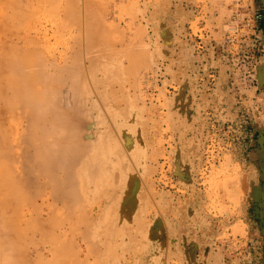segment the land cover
I'll list each match as a JSON object with an SVG mask.
<instances>
[{
    "label": "rangeland",
    "instance_id": "374dc122",
    "mask_svg": "<svg viewBox=\"0 0 264 264\" xmlns=\"http://www.w3.org/2000/svg\"><path fill=\"white\" fill-rule=\"evenodd\" d=\"M247 5V0L242 1L239 6L232 5L229 0H0V63L4 58L2 54L6 55V60L13 54L11 48L15 43L26 45L29 50L34 45L33 51H42L48 67L52 68L49 62L53 61L54 64V58L56 64H63L64 59L69 63L70 67L64 64L66 68H63H69L67 72L75 68L74 74L71 72L73 75L66 72L68 78L69 74L72 77L67 78L68 81L64 84L70 86L69 83L73 81H81L77 77L80 71L76 70L77 66L72 61L73 57L75 60L80 55L81 59H78L77 64L81 62L82 65L78 69L84 67V73L82 76L81 72L79 76H82L83 81L86 79L84 82H88L86 84L91 92L88 87H84L86 84L82 81L83 86L76 83L77 93L82 88L87 94L90 92L94 95H87L89 100L85 102L86 107L91 108L86 114H89V110L93 111L96 105L99 106L95 108L99 112L93 111L91 116L94 117L96 113L100 116H95L94 123H97L94 126L98 127L95 126L93 136L96 135V142L100 139L108 140L109 145L115 149L112 148L114 152L109 155L113 168L109 163L111 169H108V174L111 175L112 169V174L114 170L122 172V175L114 173L118 176L116 180L112 177L114 182L111 183L110 175L108 177L104 170L97 171L99 175L100 172L106 174L107 178L104 179L103 174L98 176V173L92 175L93 178L103 177L107 182L93 183L94 186L88 184L89 194L86 198L83 197L84 203L74 205V209L65 205L69 211L62 209L64 202L55 203L57 198L54 200L51 197L48 186L41 190V195L38 192L39 198H34L37 199L38 209H42L41 212L39 209L42 222L48 219L45 222L47 225L44 223L45 234L38 228L37 232L28 227L30 225L33 229L36 228L35 221L29 222V216L32 214V217L35 212L34 209L29 210L32 207L24 204L21 206L20 203V207H24H18L17 211L21 210L18 211L19 218L16 220L13 218L15 212L12 213L16 211V203L11 205L12 202H9L10 209L6 208V214L0 210V214L7 216L6 219L12 218L13 224L8 229L20 231L22 228L20 232L24 236L18 232L19 240L15 238L14 242L28 254L25 255L31 262L52 264L59 260L57 264H262L259 244L261 235L258 228L248 221L246 207L255 195L258 184L256 167L250 157L252 153V158H255L257 152L251 150L256 147H250L249 144L264 126V58L262 49H258V43L250 37L247 26L250 16L232 15L239 7L243 12L246 11ZM94 32L99 36L96 38L99 47L92 42V53L88 45L91 41L87 42V39H91L89 36ZM86 35H89L88 38ZM36 45L39 46L38 50ZM41 46H44L43 49ZM8 48L11 54L8 53ZM103 51L107 53L103 54ZM88 52L91 53L89 58L93 59L95 56L92 62L88 58ZM12 57L14 56H10ZM4 61L1 64H6ZM88 62L92 64L89 65ZM111 68L116 77L113 75L112 78L110 73L114 74V71ZM108 71L111 80H116L110 81V84L107 82L109 77L105 80ZM73 76L75 79L79 78V81ZM91 79H95L96 83ZM106 83L109 87L105 85V91L102 84ZM67 85L63 88L66 89ZM100 85L108 102L102 97L105 94L100 93ZM61 88L59 90L66 94L64 96L70 98L72 93ZM78 95L80 94H76L77 98ZM90 98L96 103L94 107L89 106ZM17 121L11 122L13 129L17 128ZM123 127L127 130H122ZM98 133L101 135L100 139ZM11 138L17 137L13 135ZM15 139L12 140L14 146L17 144ZM115 153L117 158L113 155ZM14 165L13 167H18L19 163L18 166ZM100 188L104 189L99 193L96 190L99 191ZM122 195L128 199L126 202V199L121 198ZM4 197L1 192L0 198ZM116 200L120 202L116 203ZM84 204H87L86 207ZM22 211L25 215L20 217ZM90 211L92 217L87 218ZM47 215L49 218L44 219ZM34 216L33 220L36 219ZM83 217L87 219L84 222ZM72 220H76L77 224ZM89 220L93 224L96 222L94 226ZM50 222L54 223V227H48ZM91 225L92 230H89ZM49 228L53 229L50 231ZM47 230L58 235L59 243L63 240L61 244H64V250L68 244V255H65L62 245H53L52 240L56 242L58 239L49 235ZM87 231L95 234L97 240L87 238ZM33 232L34 239L31 235ZM43 234L47 240L50 238L45 244L40 242ZM27 238L31 242L33 240L31 245ZM58 244L62 247H56ZM52 245L55 246L54 255L51 253L52 249L48 251ZM55 248L57 251L62 249L65 258L62 252L55 253Z\"/></svg>",
    "mask_w": 264,
    "mask_h": 264
},
{
    "label": "bare ground",
    "instance_id": "6f19581e",
    "mask_svg": "<svg viewBox=\"0 0 264 264\" xmlns=\"http://www.w3.org/2000/svg\"><path fill=\"white\" fill-rule=\"evenodd\" d=\"M18 1V0H17ZM20 4V3H19ZM10 18V17H9ZM7 19V18H5ZM8 20V19H7ZM75 20V19H74ZM5 21V20H4ZM73 21V20H72ZM77 21V20H76ZM18 21H16L17 23ZM5 24V23H4ZM12 24V23H11ZM14 24V23H13ZM87 24V23H86ZM3 25V24H2ZM20 25V24H19ZM6 26V25H4ZM93 26V25H92ZM19 27V26H18ZM87 28V27H86ZM95 28V27H94ZM88 29H89V26H88ZM11 30V29H10ZM13 30V29H12ZM97 30V29H95ZM65 31V30H64ZM13 32V31H12ZM15 32V31H14ZM13 32V33H14ZM88 32H91V31H88ZM60 34V31L58 32ZM96 32H94L93 34H90L91 36V39H87L88 36H87V42H90V45L89 48L93 47L94 43L98 42L96 41L99 37V36H96L95 34ZM26 34V33H25ZM28 34V33H27ZM76 34V33H75ZM88 34V33H87ZM18 35V34H16ZM22 35V34H21ZM85 35V34H84ZM98 35V34H97ZM100 35V34H99ZM37 36V35H36ZM102 36V35H101ZM20 37V36H19ZM22 38V36H21ZM97 38V39H96ZM20 39V38H18ZM30 39V38H29ZM76 39V38H75ZM82 39V38H81ZM33 41V39H32ZM103 41V40H102ZM6 42V41H5ZM28 42V41H27ZM37 42V40H36ZM36 42H32L33 44ZM78 42V41H77ZM81 42V41H80ZM93 42V45H91ZM104 42V41H103ZM39 43V42H38ZM4 45H6L5 43H3ZM32 44V45H33ZM77 44V43H76ZM100 44V43H99ZM2 45V43H1ZM3 45V47H4ZM30 45V43H29ZM44 45V44H43ZM81 45V44H80ZM87 45V46H88ZM96 45L99 47L98 43H96ZM95 45V47H96ZM26 46V45H25ZM25 46H21L19 43H15L13 45V47L11 48L12 50V53L14 54H11L9 48V52L11 55H9V59L7 57V60H6V55L2 54V58L4 57L5 60L7 61H4L3 59H1V63L4 61L6 64H1V67H0V171H2L0 173V195H1V192H2V196L5 195L4 198H0V210L2 211H5L4 213L6 214V211L7 209L6 208H9V202L11 203V205L13 203H16L17 208H16V211L12 210L14 213L13 214V218H19V213L18 211H20L24 206H29V207H32V208H29L30 209H34V214H36V216H33L36 218L35 220H33V216L31 217L30 215V212L28 214V216L30 217L29 218V222L31 221H35V225H36V228H32L30 225L28 227H30L32 229V231H37L36 229L38 228L39 230H42V232H46V226L44 225L45 222H48V219L47 221L42 222V218L40 216V212L42 211V209L39 207L40 212H39V209L37 207V196L40 194V192H42L41 190L43 188H45L46 186L49 187V189H51V197L53 198L54 197V200L56 199V204L58 203V201H62L64 203H62L63 206H67V204L72 207V209H74V205L76 206H79L78 204L80 202H83L84 203V198H86V195L89 194V190L87 189V186L88 184L89 185H92L93 183H98L100 181L101 184H103V181L104 182H107L105 181L104 179L107 178L105 177L106 174H108V170L110 167H109V155L111 156L112 154V151L115 150L113 148L112 145H109V141L108 140H105L103 141V139H100L101 138V135L100 133L98 137L99 142H96L95 141V137L96 136L94 134L93 136V133L95 132L94 130L96 129V127L98 126H94V124H96L97 122L94 123V119H96V117H100L99 115H94V117H91L92 116V113L94 111V113L96 112L97 109L95 108H98L99 106L96 105L95 106V101L94 99H91L90 98V101L91 103H89L91 107H94L93 108V111L91 112L89 110V116L91 117L90 120L89 119V116L86 114V112H88V109H91V108H88L86 107L87 106V101L89 100L88 97L89 96H94L92 95L90 92L91 90L89 89V85L86 84V82L83 81L82 79V76H83V68L78 69V66L79 65H82V64H77L79 61H80V53H78L79 55V58H76V55L75 56V60H74V57H73V60L74 63L73 64H76L75 67H76V70L80 71V73L78 72L77 75H81V72H82V76H77V77H80L81 78V81H79V78H74L75 76H73V78L76 80V81H79L80 83L83 81L84 84H86L84 87H88V94H87V91L86 90H83L82 91V88H81V92L80 93H77L78 91V85H82L83 82L81 84H79V82H76L74 83V79H71L73 81V83H69L70 86H68L67 84H64L67 80V73H73L75 71H73V68L72 71L70 72H67V70L69 69H63V68H66L64 66V64L67 66V67H70L69 66V63L67 64L66 60H62L63 64H60L61 67L59 66V64H56L55 63V60L53 57L52 60H54V64L52 62H49V65L51 63V66L52 68L48 67L47 65H45V59L43 58L45 55L42 54V51H36V53L33 51V49L35 50V48H33L32 46V50L29 48L27 49ZM38 45H36V48H37ZM101 46V45H100ZM6 47V46H5ZM35 47V46H34ZM39 47V46H38ZM44 47V46H43ZM43 47L41 46V49H43ZM7 48V47H6ZM80 48V47H79ZM89 48H88V51H89ZM97 48V47H96ZM95 48V49H96ZM102 48V47H101ZM5 49V48H4ZM94 49V50H95ZM98 49V48H97ZM38 50V48H37ZM103 50V49H102ZM6 51V50H5ZM72 51V50H71ZM92 51V53L94 52L93 49L90 50ZM98 51V50H97ZM101 51V50H100ZM4 52V51H3ZM75 52H78V50H76ZM73 52V53H75ZM104 52V51H103ZM106 52V51H105ZM105 52L103 54H105ZM41 53V54H40ZM96 53V52H95ZM98 53V52H97ZM107 53V52H106ZM7 54V53H6ZM76 54V53H75ZM86 54V53H85ZM89 54V52H88ZM91 54V53H90ZM89 54L88 58L91 57V55ZM99 54V53H98ZM113 54V53H112ZM1 55V54H0ZM43 55V56H42ZM93 55V54H92ZM10 56H14L12 58H10ZM86 56V55H85ZM99 55H97V58H98ZM106 56V55H105ZM67 57V56H66ZM87 57V56H86ZM64 58V57H63ZM62 58V59H63ZM87 58V59H88ZM93 58V57H92ZM95 58V56H94ZM93 58V59H94ZM101 58V57H100ZM111 58V57H110ZM109 58V59H110ZM79 59V61H78ZM91 58H89L90 62H92ZM112 59V58H111ZM3 60V61H2ZM70 60V59H69ZM95 60V59H94ZM101 60H105V59H102ZM76 61V63H75ZM78 61V62H77ZM88 61V60H87ZM99 61V60H97ZM106 61V60H105ZM59 62V61H58ZM65 62V63H64ZM100 62V61H99ZM109 62V61H108ZM107 62V63H108ZM113 62V61H112ZM48 64V61L46 62ZM71 63V61H70ZM96 63V62H95ZM56 64V66L54 67V65ZM89 65H91L92 63H89ZM97 64V63H96ZM106 64V63H105ZM58 65V66H57ZM72 65V63L70 64ZM110 65V64H109ZM137 65V63H136ZM135 65V66H136ZM64 66V67H63ZM99 66V65H98ZM101 66V65H100ZM107 66V65H106ZM73 67V65L71 66ZM97 68V67H95ZM103 68H105V66H103ZM136 68V67H135ZM11 69V70H10ZM52 69V70H51ZM88 69H90L88 67ZM94 69V68H93ZM66 70V71H65ZM99 70V69H98ZM111 70H113L111 68ZM8 71H11V72L8 74ZM53 71V72H52ZM85 71V70H84ZM89 71V70H88ZM100 71V70H99ZM107 71V70H106ZM114 71V70H113ZM67 72V73H66ZM111 72V71H110ZM71 73V74H72ZM97 73V72H95ZM106 73V72H105ZM11 74V76H9ZM74 74V73H73ZM72 74V75H73ZM76 74V73H75ZM102 74V73H100ZM109 74V71L107 73V75H105V80L108 78V84H110L111 82L110 81H113L111 80L113 78V75H115V77L117 76L115 74V71H114V74L111 72V76ZM85 75V74H84ZM70 74H69V78L70 79ZM86 76V75H85ZM84 76V77H85ZM93 76V74H92ZM72 77V76H71ZM89 77H90V74H89ZM94 77V76H93ZM107 77V78H106ZM114 77V78H115ZM119 78V77H118ZM96 80L98 78H95ZM95 79H91L94 83H96ZM100 79V78H99ZM68 81V80H67ZM70 81V80H69ZM116 81V80H114ZM119 81V80H117ZM88 83V82H87ZM99 84H101L100 82H98ZM67 85L66 89L63 88L64 85ZM72 84V85H71ZM83 84V85H84ZM82 85V86H83ZM96 86L98 84H95ZM104 85L103 87V90H105V88L109 85L106 84H102ZM107 85V86H105ZM95 86V87H96ZM62 87L63 89H65L68 93H72V99H71V96L70 98L69 97H66L64 95L66 94H63L62 91H60L59 89ZM65 87V86H64ZM68 87H70V90L68 91ZM83 87V88H84ZM101 87V85H100ZM58 88V89H57ZM61 88V89H62ZM62 89V90H63ZM108 89V88H107ZM95 90V89H94ZM99 90H101L100 93L103 92L102 90V87L99 88ZM106 91V90H105ZM65 92V91H64ZM86 92V93H84ZM96 92V91H95ZM97 92H99L97 90ZM67 93V94H68ZM83 93L85 95H83ZM107 93V92H106ZM63 94V95H62ZM76 94H80V96L77 98ZM90 94V95H89ZM103 94H105V92H103ZM88 95V97H87ZM62 96H64L65 98H62ZM68 96V95H67ZM84 96V97H83ZM102 96V95H101ZM103 98H105V101L108 102V98L106 97V94H105V97L102 96ZM101 97V98H102ZM114 97V96H113ZM107 99V100H106ZM89 101V102H90ZM102 101V100H101ZM86 102V103H85ZM95 103V104H94ZM104 103V102H103ZM105 105V104H104ZM103 106V105H102ZM85 107L87 108V111H85ZM110 108V107H109ZM101 109V108H100ZM129 109V108H128ZM105 110V109H104ZM127 111V109H125ZM99 112V110H97ZM116 111V110H115ZM120 111V110H118ZM117 111V112H118ZM125 111V112H126ZM131 111V110H130ZM91 112V113H90ZM129 113V112H128ZM126 113V114H128ZM99 114V113H98ZM119 112L117 113V116H118ZM124 114V115H126ZM130 114V113H129ZM114 115H115V112H114ZM96 116V117H95ZM116 116V115H115ZM120 116H121V113H120ZM102 117V116H101ZM130 117V116H129ZM113 118V117H112ZM119 118V117H118ZM118 118L116 119L117 121ZM122 118V117H121ZM135 118V117H134ZM18 119V121H17ZM100 119V118H99ZM103 119V118H102ZM98 120V119H97ZM96 120V121H97ZM101 120V119H100ZM114 120V119H113ZM16 122L18 123L17 125V128L13 129L12 127V124L11 122ZM123 121V120H122ZM129 121V120H128ZM14 122V123H15ZM127 122V121H125ZM133 122V121H132ZM98 123H101L100 121ZM119 123V122H118ZM99 125V124H98ZM123 123L120 126V128L122 127ZM100 126V125H99ZM125 126V125H124ZM131 126V125H130ZM135 126V125H134ZM102 127V126H101ZM138 127V126H137ZM134 128V127H133ZM98 130V129H97ZM101 130V129H100ZM99 130V132H100ZM122 130H127V128L123 127ZM129 131V130H128ZM102 132H103V129H102ZM97 134V135H98ZM103 134V133H102ZM110 134V133H109ZM124 134H126L124 132ZM14 137L16 136L17 138V144L14 146V142L12 143V139L11 137ZM105 135V133H104ZM103 135V137H105ZM108 135V134H107ZM110 136V135H108ZM107 136V137H108ZM106 137V138H107ZM12 139V140H11ZM16 139H15V142H16ZM97 139V138H96ZM97 139V141H98ZM105 139V138H104ZM109 139V138H108ZM128 139V138H126ZM110 140V139H109ZM114 142V141H112ZM126 143V142H125ZM130 143V142H128ZM115 144V142H114ZM125 145V144H124ZM132 145V144H131ZM112 146V147H111ZM118 146V145H117ZM115 147V145H114ZM128 147V146H127ZM113 148V150H112ZM118 148V147H117ZM120 148V147H119ZM118 148V149H119ZM114 152V151H113ZM115 155V158L116 157V153L113 154ZM112 155V156H113ZM106 157V158H105ZM136 157V156H135ZM116 160V159H115ZM119 160V159H118ZM96 161V162H95ZM99 161V162H97ZM101 161L103 162L101 164ZM112 161V160H111ZM125 161V160H124ZM116 162V161H115ZM114 162V163H115ZM18 163H19V166H18ZM97 163V164H96ZM13 164H15L14 166H18V167H13ZM111 164V163H110ZM119 166H120V161H119ZM117 164V165H118ZM95 165V166H94ZM100 165V166H98ZM112 165V166H111ZM111 168H113V161H112V164H111ZM116 165V164H115ZM116 165V166H117ZM118 166V167H119ZM117 167V168H118ZM110 168V169H111ZM116 168V167H115ZM114 168V169H115ZM126 168V167H125ZM105 171L106 174L104 175L102 172H100V175H99V171ZM113 170V169H112ZM112 170H111V175L108 174V177L110 175V178L112 179V177L115 178L116 180V174H119L122 175L121 173L122 172H119L117 173L115 170V172L113 171V174H112ZM124 170V169H123ZM98 171V172H97ZM120 171V168L119 170ZM122 171V170H121ZM97 174L98 173V176H104V179L103 177L102 178H93L92 175L94 174ZM129 174V173H128ZM91 176V178L94 180L96 179L97 181L95 182V180L91 183L90 181L92 180L91 178L89 179L88 177ZM107 176V175H106ZM121 177V176H120ZM128 177V176H127ZM110 178H108L107 180H109ZM119 178V177H118ZM117 178V180H119ZM123 178V177H122ZM87 179V181H86ZM99 179V180H98ZM103 179V180H101ZM110 181V180H109ZM108 181V182H109ZM112 181L114 182V180L112 179L111 180V183ZM127 181V180H126ZM117 182V181H115ZM120 182V180H119ZM125 182V181H124ZM129 182V181H128ZM91 183V184H90ZM109 183V184H111ZM122 183V182H121ZM126 183V182H125ZM133 183V182H132ZM108 184V186H109ZM124 184V183H123ZM130 184V183H129ZM125 185V184H124ZM123 185V186H124ZM127 185V183H126ZM125 185V186H126ZM94 186V185H92ZM114 186V185H113ZM132 187V185H131ZM130 187V188H131ZM86 188V189H85ZM94 188V187H93ZM96 188V187H95ZM127 188V186H126ZM133 188V187H132ZM97 189V188H96ZM104 189V188H102ZM100 188V190H96L97 192L100 193V191L102 190ZM134 189V188H133ZM123 190V189H121ZM125 190V189H124ZM130 190V189H129ZM95 191V190H94ZM115 191V190H114ZM39 192V194H38ZM122 192V191H121ZM133 192V191H132ZM4 193V194H3ZM94 193V192H93ZM91 193V194H93ZM96 193V192H95ZM94 193V194H95ZM104 192H102L103 194ZM128 193V192H127ZM38 194V195H37ZM50 194V192H49ZM110 194V193H108ZM130 194V193H128ZM133 194V193H132ZM41 195V194H40ZM39 195V196H40ZM111 195V194H110ZM123 195H125V193H123ZM121 198H124L127 196H124ZM38 196V198H39ZM49 195H47V197H45L46 199L48 198ZM36 197V198H34ZM56 197V198H55ZM84 197V198H83ZM88 197V196H87ZM114 197V196H113ZM120 197V195H119ZM51 198V200L53 201V199ZM95 198V197H94ZM99 198V197H98ZM45 199V200H46ZM87 199H90V198H87ZM111 199V198H110ZM116 199H119V198H116ZM126 199V198H124ZM124 199H122L124 201ZM93 200V199H91ZM90 200V201H91ZM104 200V199H103ZM107 200V199H106ZM120 200V199H119ZM128 199L125 200V202L127 201ZM42 201V200H41ZM48 201V200H47ZM88 201V200H87ZM109 201V200H108ZM67 202V203H66ZM94 202V201H92ZM110 202V201H109ZM120 201H117L116 200V203H119ZM20 203L21 206L24 204V206L21 208L20 207ZM49 203V202H48ZM54 203V204H55ZM89 203V202H88ZM53 204V206H54ZM82 204V203H81ZM80 204V207H82ZM90 204H92L90 202ZM88 204V205H90ZM100 204V201L99 203ZM8 205V206H7ZM15 205V204H14ZM15 205V206H16ZM87 205V204H86ZM86 205L84 204V206L86 207ZM93 205V204H92ZM91 205V206H92ZM119 205V204H117ZM116 205V206H117ZM121 205H123V202L121 203ZM120 205V206H121ZM5 206V207H4ZM14 206V207H15ZM38 206H41L40 204H38ZM62 207L63 208H66L65 207ZM75 206V207H76ZM115 206V208H116ZM128 206V204H127ZM12 207V206H11ZM21 208L20 210L17 211V209ZM60 207V208H61ZM83 207V208H85ZM109 207L111 208L112 206L109 205ZM6 210H5V209ZM53 208V207H52ZM59 208V209H60ZM89 208V207H88ZM92 208V207H91ZM123 208V206H122ZM10 209V208H9ZM8 209V211H9ZM60 209V211L62 210ZM68 210V208H66ZM65 209V210H66ZM77 209H80L77 207ZM82 209V208H81ZM66 210V211H67ZM76 210V209H75ZM83 210V209H82ZM88 211V209H85V211ZM107 210V209H106ZM115 210V209H114ZM120 210V209H119ZM2 211V212H3ZM47 211H49L47 209ZM58 211V210H57ZM63 211V210H62ZM69 211V210H68ZM113 211V210H112ZM118 211V210H117ZM23 212V211H22ZM32 212V213H33ZM53 213V211H51ZM65 212V211H64ZM75 212V211H73ZM84 212V211H83ZM89 212V211H88ZM91 213L89 215H87V213H83L85 215H87V218L88 216L89 217H92L91 214H92V211H90ZM109 212V211H108ZM119 212V211H118ZM59 213V212H58ZM63 213V212H62ZM67 213V212H65ZM64 213V214H65ZM79 213V212H78ZM113 213H116L113 211ZM5 214H0V264H34L33 262H31L32 260L29 259V257H27L25 254H27L26 252L24 253V251L22 249H20L19 247L16 246V242H14V239H18V235L19 234L18 232L22 231L20 229V231H16V229L14 228H9L11 224V221H12V218L10 219H6V215ZM57 214V213H56ZM56 214H53L56 216ZM60 214V213H59ZM69 214V213H68ZM81 214V213H80ZM82 216H85L83 215ZM112 214V213H111ZM110 214V215H111ZM24 212L21 214L20 217H23ZM52 215V218L54 217ZM63 215V214H62ZM75 215V214H74ZM78 215V214H77ZM75 215V216H77ZM117 215V213H116ZM48 216V215H47ZM45 217L44 219L46 218H49L48 217ZM69 216V215H68ZM74 216V217H75ZM81 217V215H79ZM78 216V217H79ZM105 216V215H104ZM107 216V215H106ZM115 217V216H114ZM113 217V218H114ZM25 218V217H24ZM64 218V216H63ZM62 218V219H63ZM108 218V216H107ZM112 218V216H111ZM32 219V220H31ZM58 219V217H57ZM72 219V218H71ZM77 219V218H76ZM80 219V218H79ZM84 218L83 217V222H84ZM14 220V221H15ZM28 220V219H27ZM56 221V219H54ZM68 220V218H67ZM66 220V221H67ZM87 220V219H86ZM85 220V221H86ZM122 220V219H121ZM13 221V222H14ZM63 221V220H62ZM73 222H75L74 220H72ZM91 221V220H89ZM32 222V223H33ZM51 222H54L51 220ZM51 222L48 224V227H54L52 226L53 224H51ZM57 222V221H56ZM82 222V221H81ZM26 223H28L26 221ZM33 223V224H34ZM59 223V222H58ZM90 223H92V225L94 226V223L91 221ZM105 223V222H104ZM115 223V222H114ZM119 223V222H118ZM47 225V223H45ZM51 224V225H50ZM62 224V223H61ZM73 224V223H72ZM77 224V221L76 223ZM102 224V223H101ZM56 225V223H55ZM60 225V224H59ZM91 226H89V230H92L91 229ZM113 225V224H112ZM76 226V225H75ZM78 226V225H77ZM81 226V225H80ZM27 227V226H26ZM112 228L114 226H111ZM87 228V230H88ZM100 228V227H99ZM53 228H49L48 230H52ZM76 230V228H74ZM10 230V231H8ZM15 231V232H12V231ZM47 230V232H48ZM95 230V229H94ZM107 230V229H106ZM26 231V230H25ZM30 231V230H29ZM100 231V230H99ZM105 231V230H104ZM122 231V230H121ZM38 232V231H37ZM55 232V231H54ZM84 232V231H83ZM88 234L85 236L88 238H92L93 241L94 240H97L95 239L96 235L94 234V231L92 232L94 235L91 234V231L89 233V231H87ZM23 233V232H20V234ZM29 233V232H28ZM49 235L52 234V236H54V239L57 238L58 239V235L55 234L53 235V233H50L48 232ZM74 233V232H73ZM97 233V232H96ZM109 233V231H108ZM117 233V231H116ZM45 234V233H44ZM43 234V235H44ZM47 234V233H46ZM84 234V233H83ZM82 234V235H83ZM111 234V233H110ZM115 234V233H114ZM24 236V234H21ZM20 235V236H21ZM32 235V239H34V232L31 233ZM90 235V236H89ZM102 235V234H100ZM108 235V234H107ZM106 235V237H107ZM46 235H44L45 237ZM51 236V237H52ZM95 236V237H94ZM104 236V235H103ZM112 236V235H111ZM22 237V236H21ZM43 236H40V240L43 238V240H46L45 241H40L42 243H47V241L50 239L47 240L44 239ZM50 237V236H48ZM75 237V236H74ZM85 237V238H86ZM99 236H97L98 238ZM122 237V236H121ZM25 238V237H24ZM30 239V235L28 237ZM27 238V239H28ZM60 238V237H59ZM90 238V239H91ZM100 238V237H99ZM120 238V237H119ZM15 239V240H16ZM28 239V240H29ZM53 239V237H52ZM56 239V240H57ZM91 239V240H92ZM116 239V237H115ZM19 240V239H18ZM54 240V241H56ZM62 240V239H60ZM38 241H36V243H38ZM50 241V240H49ZM48 241V242H49ZM67 241V240H66ZM72 241V240H71ZM101 241V240H100ZM24 242V241H22ZM63 242V240L61 241V243ZM96 242V241H95ZM29 243L30 245L33 243V240L32 242L29 240ZM28 243V245H29ZM51 243V242H50ZM52 243H54L53 245H55V243H59V239L58 241L56 242H53L52 240ZM51 243V244H52ZM61 243H59L60 245H62ZM118 243V242H117ZM25 244V243H24ZM43 244V245H44ZM49 244V243H48ZM49 244V245H51ZM59 244L56 246L58 247ZM95 244V243H94ZM97 244V243H96ZM99 244V242H98ZM37 245V244H36ZM48 245V246H49ZM50 247L48 249V251H51L52 249V254L54 253L53 251V246ZM113 245V244H112ZM25 246V245H24ZM34 246V245H33ZM63 246V247H62ZM62 246H59L60 248L62 247L63 248V251L66 253L69 248H68V244H67V247L68 250H64V244ZM119 246V245H118ZM36 248L38 246H35ZM110 247V245H109ZM113 247V246H112ZM115 247V246H114ZM34 248V247H33ZM58 248V249H60ZM71 248V247H70ZM92 248V247H91ZM108 248V247H107ZM56 249V248H55ZM72 249V248H71ZM113 249V248H112ZM62 249H60V251L57 249L55 250V253L56 251L57 252H62L61 251ZM70 251V250H69ZM68 251V252H69ZM62 252V254L64 253ZM58 253V254H59ZM93 254V253H92ZM28 255V254H27ZM54 255V254H53ZM61 255V254H59ZM65 255H68L67 253ZM70 255V254H69ZM37 256V259L40 260V258L38 257V254H36ZM39 256H41V254H39ZM42 257V256H41ZM31 258V257H30ZM63 258H65L64 254H63ZM68 258V257H67ZM105 258V257H104ZM33 259V258H31ZM36 259V260H37ZM43 259V258H41ZM62 259V258H61ZM60 259V260H61ZM114 259V258H113ZM117 259V258H116ZM44 260V259H43ZM64 260V259H62ZM61 260V261H62ZM115 260V259H114ZM57 261V260H56ZM59 261V260H58ZM57 261V263H59ZM65 261V260H64ZM55 264H57L56 262H54ZM52 263V264H54ZM80 264V263H79Z\"/></svg>",
    "mask_w": 264,
    "mask_h": 264
},
{
    "label": "crops",
    "instance_id": "0c3cea01",
    "mask_svg": "<svg viewBox=\"0 0 264 264\" xmlns=\"http://www.w3.org/2000/svg\"><path fill=\"white\" fill-rule=\"evenodd\" d=\"M255 11L260 15L257 21L258 37L256 43H258V49H262L264 58V0L255 1ZM249 146L256 147L251 150V152H257L255 158H252V153L250 157L256 167L258 184L255 195L251 198L246 207L247 219L252 226L258 228V232L261 235L259 244L262 250V264H264V126L260 128L257 135L255 134L253 136Z\"/></svg>",
    "mask_w": 264,
    "mask_h": 264
},
{
    "label": "built area",
    "instance_id": "2783aa9c",
    "mask_svg": "<svg viewBox=\"0 0 264 264\" xmlns=\"http://www.w3.org/2000/svg\"><path fill=\"white\" fill-rule=\"evenodd\" d=\"M232 5H236L239 6L240 3L244 0H229ZM249 5H247L246 7V11H242V8H238V10L234 13H232V15L234 16H242V15H249L250 16V23L247 24L248 26V31L250 32V37L253 41H257V21L260 18V15L256 13L255 11V1L256 0H247Z\"/></svg>",
    "mask_w": 264,
    "mask_h": 264
}]
</instances>
